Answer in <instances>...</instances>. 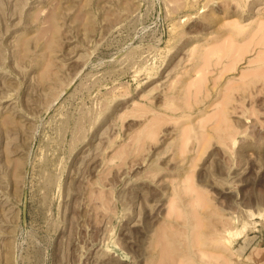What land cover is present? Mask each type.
<instances>
[{
	"label": "rangeland",
	"instance_id": "374dc122",
	"mask_svg": "<svg viewBox=\"0 0 264 264\" xmlns=\"http://www.w3.org/2000/svg\"><path fill=\"white\" fill-rule=\"evenodd\" d=\"M263 26L264 0H0V264H203L214 233L264 264Z\"/></svg>",
	"mask_w": 264,
	"mask_h": 264
},
{
	"label": "bare ground",
	"instance_id": "6f19581e",
	"mask_svg": "<svg viewBox=\"0 0 264 264\" xmlns=\"http://www.w3.org/2000/svg\"><path fill=\"white\" fill-rule=\"evenodd\" d=\"M264 27V26H263ZM263 40H264V32L261 34V36H260ZM264 43V42H263ZM203 73V72H202ZM201 75V74H200ZM202 77H203V74H202ZM204 77H205V75H204ZM199 78H200V76H199ZM201 88V87H200ZM227 224V223H226ZM168 226V225H167ZM201 226V225H200ZM223 228H224V226H222ZM230 227V226H229ZM227 229V228H226ZM225 229V230H226ZM220 230H222V229H220ZM197 236V235H196ZM213 236H214V238H213V240L215 239V242H216V246H217V251H219V252H216V253H218L217 255V257L215 256V257H212L211 255H210V253L205 249V248H202V247H200L199 248V253H198V258L201 260V262L203 263V264H221V262H220V258H221V256H222V253L221 252H223V250L225 249V245H224V242H223V240H222V234H220V233H214L213 234ZM225 236V235H224ZM225 257V256H224ZM188 258H190L191 259V257H188ZM176 260V259H175Z\"/></svg>",
	"mask_w": 264,
	"mask_h": 264
}]
</instances>
